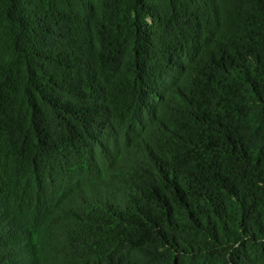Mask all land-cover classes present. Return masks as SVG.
<instances>
[{
	"label": "trees",
	"instance_id": "1",
	"mask_svg": "<svg viewBox=\"0 0 264 264\" xmlns=\"http://www.w3.org/2000/svg\"><path fill=\"white\" fill-rule=\"evenodd\" d=\"M0 264H264V0H0Z\"/></svg>",
	"mask_w": 264,
	"mask_h": 264
}]
</instances>
